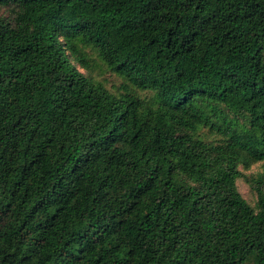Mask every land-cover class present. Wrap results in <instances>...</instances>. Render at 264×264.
Masks as SVG:
<instances>
[{
    "label": "trees",
    "instance_id": "1",
    "mask_svg": "<svg viewBox=\"0 0 264 264\" xmlns=\"http://www.w3.org/2000/svg\"><path fill=\"white\" fill-rule=\"evenodd\" d=\"M246 263L264 0H0V264Z\"/></svg>",
    "mask_w": 264,
    "mask_h": 264
},
{
    "label": "rangeland",
    "instance_id": "2",
    "mask_svg": "<svg viewBox=\"0 0 264 264\" xmlns=\"http://www.w3.org/2000/svg\"><path fill=\"white\" fill-rule=\"evenodd\" d=\"M253 169L255 170V169H257V167H254ZM239 189H240L241 193L244 195V197L246 199H248L249 201H251L252 196L249 192V189H248L246 183L242 180L239 181ZM246 264H249V263H246Z\"/></svg>",
    "mask_w": 264,
    "mask_h": 264
}]
</instances>
